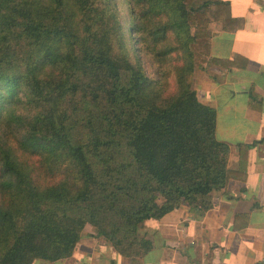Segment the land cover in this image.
Masks as SVG:
<instances>
[{"label": "trees", "instance_id": "trees-1", "mask_svg": "<svg viewBox=\"0 0 264 264\" xmlns=\"http://www.w3.org/2000/svg\"><path fill=\"white\" fill-rule=\"evenodd\" d=\"M126 1L129 28L109 3L0 0V264L67 259L86 226L141 258L143 222L182 204L207 211L236 177L215 110L187 81L210 56L209 25L231 19L228 4ZM19 39L24 60L11 56ZM137 52L159 62L157 80Z\"/></svg>", "mask_w": 264, "mask_h": 264}, {"label": "crops", "instance_id": "crops-1", "mask_svg": "<svg viewBox=\"0 0 264 264\" xmlns=\"http://www.w3.org/2000/svg\"><path fill=\"white\" fill-rule=\"evenodd\" d=\"M221 1L231 19L209 25L210 56L193 90L215 110V138L229 147L226 168L236 177L212 195L207 211L182 204L143 222L139 237L151 248L141 258L119 255L86 226L71 257L32 264H264V0ZM235 58L243 69L211 64Z\"/></svg>", "mask_w": 264, "mask_h": 264}, {"label": "rangeland", "instance_id": "rangeland-1", "mask_svg": "<svg viewBox=\"0 0 264 264\" xmlns=\"http://www.w3.org/2000/svg\"><path fill=\"white\" fill-rule=\"evenodd\" d=\"M93 2L96 5H103V6L109 3L115 9V12L117 16L119 17V24L122 26H126V28H129L132 26V18H131L128 1L126 0H93ZM25 43L26 42L21 41L20 39L16 40L15 42H11L10 44L12 45L11 50L14 51L13 53H11V56L13 58H17V60H24L27 57L26 51L28 48ZM137 57H138V61L140 65L144 69V72L146 73L148 78H150L153 81L157 80L162 73V68L159 67V62H157L155 59H153L148 54L143 55L140 52H137ZM163 69L168 70L169 68L166 65H164ZM196 72L195 74H193L191 77L187 79L188 83H190L191 85L192 90H193V83H194V77L196 75ZM166 82L167 83L170 82V88L172 91L173 90L172 79L171 78L167 79ZM17 114L19 116H22V115H25L26 113L25 111L23 112L22 110H19ZM11 128L17 129L18 127L16 125L15 126L12 125ZM0 134H3V135L9 134V129L8 130L1 129ZM138 238L140 239L139 236Z\"/></svg>", "mask_w": 264, "mask_h": 264}]
</instances>
